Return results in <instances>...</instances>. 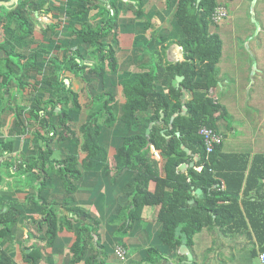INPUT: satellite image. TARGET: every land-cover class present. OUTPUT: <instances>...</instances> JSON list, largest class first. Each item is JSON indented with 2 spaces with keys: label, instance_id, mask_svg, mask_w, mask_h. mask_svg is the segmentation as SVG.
<instances>
[{
  "label": "trees",
  "instance_id": "trees-1",
  "mask_svg": "<svg viewBox=\"0 0 264 264\" xmlns=\"http://www.w3.org/2000/svg\"><path fill=\"white\" fill-rule=\"evenodd\" d=\"M75 3L77 9L67 17L66 27L62 21L53 23V34L47 42L43 33H37L40 40L31 53L18 51L15 42L25 47L37 41L31 17L33 10L38 8L37 3L22 0L13 9L1 8L0 27L5 37L0 39V49L7 56L0 57V115L2 117L9 109L13 111L15 95L10 93L6 100L4 92L17 88V93L30 94L28 115L34 117L41 128L32 132L31 147L37 154L23 166L24 173L28 174L27 184L32 189L25 198L24 211L11 196L0 193V238L13 233L24 213L33 214L36 207H40L46 215L45 220L33 217L32 222L39 233L45 234L46 246L33 245L32 251L25 255L26 261L42 264L47 256V263L55 264L53 254L46 251L50 247L56 250L54 246L60 232L70 227L74 240L69 248L72 253L69 263L107 264L101 257L100 239L99 245L95 242L98 232L81 218L88 219L91 215L71 204L68 193L77 189L74 180L84 177L87 169L96 164L98 156L108 154L100 138L104 130L114 131L119 122L125 130L119 129L121 142L116 148V174L127 168L135 174L128 186L133 190L129 188L128 191L135 195L136 203L127 220L133 219L143 204H160L159 218L163 226L159 236L176 253L182 244L192 245L195 235L204 228L220 226L256 238L259 247L250 254V260L259 259L258 250L264 252V154L253 157L247 173L249 154L225 153L222 143L208 152L205 140L199 134L204 125L220 134L215 114L223 111L208 93L218 83L217 64L223 46L220 35L212 33L211 27L215 23L213 14L222 2L177 0L169 24L171 33L176 30L174 40L184 48V61L163 63L161 59L153 65L140 67L143 71L133 76L132 81L121 80L119 83L112 77L122 71L117 56V47L121 45L115 44L120 41L117 15L104 8L98 14L101 15L99 20H94L92 25L91 17L85 15L93 8L91 0ZM143 13L136 12L139 20ZM145 18L149 19L148 15ZM42 44L44 46L39 50ZM88 56L94 58V64H90ZM198 75H205L206 81H197ZM177 76H183L178 87L174 84ZM37 77L42 79L38 81ZM75 78L80 80L78 88L73 82ZM68 79L69 83L66 82ZM84 89H89L91 95L87 107L82 99ZM186 90L193 92L188 100ZM118 99L122 100L121 116L114 110ZM185 103L188 113H184ZM177 112L173 127H170L171 118ZM23 114L16 116L20 126L26 124ZM151 123V131L147 134ZM75 124H78L77 128ZM6 126L3 123V127ZM183 142L192 149L191 154L183 148ZM13 143L11 137L0 140V155L9 153ZM62 144L72 146V149L60 158ZM152 146L161 150L162 166L152 158ZM195 157H199L195 166H189L188 172L183 173L185 176L177 179L181 174L179 166L190 163ZM243 159L241 166L238 161ZM217 176L224 179L225 189ZM150 184L155 186L154 191L150 190ZM54 185L63 187L67 195L62 200L56 195L50 202L43 192L47 187V196L51 197L57 191L50 192L48 188ZM196 188L207 192L206 197L196 198ZM253 189L257 190L256 195L251 194ZM138 192L143 194L144 200L136 197ZM194 198L197 204L192 203ZM57 204L67 210L64 218L58 217ZM74 223H79L77 230ZM85 230L87 235H84ZM148 253L149 259L162 258L156 248H149ZM0 264H19L14 254L1 244ZM182 264H197V260Z\"/></svg>",
  "mask_w": 264,
  "mask_h": 264
},
{
  "label": "crops",
  "instance_id": "crops-1",
  "mask_svg": "<svg viewBox=\"0 0 264 264\" xmlns=\"http://www.w3.org/2000/svg\"><path fill=\"white\" fill-rule=\"evenodd\" d=\"M21 1L0 0V13L2 11L1 8L13 9ZM33 1L38 5V8L33 10V16L30 15L34 22L35 35L43 33L46 36L45 42H47V39L51 38L53 34V23L62 21L63 26L66 27L65 21L73 10L77 9L75 2L79 0H68L69 2L66 0ZM91 2L93 3V8L90 12H86L85 15L86 17H91L90 22L92 25L94 20L96 22L99 20L98 17H101V15L98 14L104 8L110 9L111 13L117 15L120 22V41L115 44L118 43L121 46L117 47L115 45V47H117V56L122 71L112 75L117 83L121 80L124 82L132 81L133 76L143 71L139 69L140 67L153 65L154 62H159L161 59L163 63L184 61V48L174 40L176 30L174 29L171 33V24H169V21L173 20L174 7L177 0H91ZM167 2L168 5H166ZM241 2H245V0H241ZM220 6L225 5L222 4ZM138 10L144 12L143 15H140L142 16L140 20L136 16ZM145 15H148L149 19H146ZM147 20H151V22ZM148 23L150 25L147 27ZM211 31L220 35L223 46L222 55L218 62L219 66L217 64L218 83L211 87L208 93L216 103L221 105L223 111V113L216 112L215 114L216 128L223 136V152L249 154L248 173L254 159L253 157L256 154H264V65L262 66L260 62L258 63L259 74H257V77L253 76V81L250 83L249 73H247L248 69L236 68L233 66L232 60H228V53L231 48L234 50V46L225 45L223 36L220 32L213 31L212 27ZM2 36L5 37V34L0 27V39ZM38 39L40 40V38ZM38 39L25 46L30 49L29 52L31 50L34 51L38 46ZM44 44L39 47V50H42ZM15 45L16 49L25 48L18 42H15ZM223 55L224 60L221 65ZM87 58L90 60V64L95 63L92 56ZM178 77L180 81L176 84L177 87L180 86L183 79V76H177L176 78ZM37 78L39 79L38 81L42 79V77ZM196 80L204 82L206 81V76L198 75ZM73 82H75L77 88L80 87L78 78H75ZM16 89L11 88L4 92L6 100H8L10 93L15 95L11 107L13 111L9 109L5 114L3 113V119H1L0 115V140H6L11 137L14 142L13 149L9 153L7 151L4 155H0V193L4 196H11L12 200L19 202L21 205L20 210L24 211L23 209L26 207L25 198L32 189L27 184L28 174L24 173L23 166L31 157L37 154L31 147L32 132L41 127L34 121V117H29L28 115L31 111L32 98L30 94L17 93ZM116 92L119 97L117 90ZM246 93L248 97H246ZM192 96L193 92L185 91L187 100ZM121 106L122 100L118 99L114 110L119 116H121ZM247 107L251 108V111L249 109L246 111ZM23 112L26 124L25 126H20L16 116H18V113ZM230 114H235L238 119L230 122ZM28 117L29 119L27 120ZM173 122H170V127H173ZM3 123L7 125L5 128ZM119 129L124 131L125 126L118 122L114 131L113 129L103 131L100 143L108 154L98 156L96 164L91 169H87L84 177L74 180L77 189L71 194L68 193L71 204L86 210L91 215L88 219L85 217V220H83L98 232L95 235V242L98 244L100 239V245H98L102 248L101 257L106 260L107 264H182L190 263L194 259L197 260V264H242V262H245V264H256L257 261L255 259L250 260V254H253V250L259 247L258 241L248 233L231 232L220 226L214 228L206 227L195 235L192 245L184 243L182 245H185L187 249L182 248L181 245L176 253L159 236L163 226V222L159 218L160 204H143L140 211L133 216V219L127 220L130 210L134 208L136 203L134 200L135 195H131L128 191L129 188L133 190V187L128 186L132 184L135 174L129 168L116 174L115 166L118 161L116 148L121 142L118 136L120 134ZM182 146L188 154L192 153V149L185 145L184 142ZM152 147V158L156 159L159 165L162 166L164 158L161 150L155 149V146ZM59 148L61 158V154L71 153L72 146L67 144L64 146L62 144ZM198 160L199 157H195L190 163H183L186 166L182 167L183 164H181L178 168L181 174L179 173L176 178H183L185 176H183V173H187L188 167L195 166ZM10 162L14 166L9 164ZM7 163V166L3 165ZM243 163L244 159L238 161L241 166ZM9 165L13 167L12 170L9 169ZM217 178L221 181L223 189H225L224 179L218 176ZM149 186H151L150 190H155V186L152 184ZM197 189L202 190L201 194L196 192ZM48 190L50 192L57 191L49 197L47 196V187L44 190L43 195L50 202L54 200L56 195L60 200H62L64 195H67L66 190L61 186H50ZM253 190L251 194L256 195L257 190ZM194 193L196 198H204L207 195V192L202 188H196ZM261 193H263V190H261ZM242 194L243 191L241 192ZM136 197L144 200V196L140 192L137 193ZM196 198L192 200L193 204H197ZM57 206L58 217L64 218V213L67 210L65 211L61 204H57ZM71 216L74 218L73 214ZM33 217L45 220L44 217L46 215L43 213V208L36 207L33 214L24 213L14 226L13 233L5 236V238H0L1 246L10 250L18 263V254L30 253L33 245L39 243L44 247L46 246V236L44 233L38 232L37 225L32 222ZM73 226L77 230L79 223H74ZM218 228L224 232L223 236L215 234ZM63 230L56 239L54 246L58 251L52 249V247L47 249V254H55V264H69V259L72 258L69 248L72 246L74 233H72L70 227ZM84 235H87L86 230ZM20 237L22 238L21 243L18 240ZM29 240L33 242L30 245H26ZM118 244L124 246L128 251V259L126 261L119 260L115 253V247ZM209 244L210 247L208 248ZM216 245L219 248H216ZM151 247L156 248L157 253L162 258L149 259L148 249ZM43 250L44 254H46L45 249ZM261 252L258 250V254ZM188 254H192V259L189 258ZM227 259L230 260L227 261Z\"/></svg>",
  "mask_w": 264,
  "mask_h": 264
},
{
  "label": "rangeland",
  "instance_id": "rangeland-1",
  "mask_svg": "<svg viewBox=\"0 0 264 264\" xmlns=\"http://www.w3.org/2000/svg\"><path fill=\"white\" fill-rule=\"evenodd\" d=\"M219 1L225 5L222 7L228 10V16L224 17L219 24L214 23L212 26L213 31L216 30L220 32L223 36L225 45L234 46V50L231 48L228 53V60H232V64L236 68L240 67L243 70L248 69L247 73H249L250 83H252V77H257V74H259L257 68L258 63L260 62L262 66L264 65V0H245V2H241V0ZM39 36L40 35H37L36 38L38 39ZM17 50L27 53L30 49L25 47L24 49L21 48ZM223 60L224 55L222 56L221 65L223 64ZM82 94L83 103L86 104L87 107V103L91 99L89 89H84ZM246 97H248L247 93ZM248 109L251 111L249 107H247L246 111ZM229 119L230 122H233L238 118L235 114H230ZM77 125L75 124L74 127L77 128ZM81 218L84 219L83 217ZM34 230L37 231L36 228H34ZM215 234L223 236L224 232L218 228ZM21 239V237L18 238L20 243L22 242ZM32 242L33 241L29 240L26 245H30ZM209 247L210 244L208 245V248ZM216 248H219V246L217 247L216 245ZM25 255L26 254H18L20 264H30V262L25 260ZM54 255L52 261L56 263L54 261L56 260ZM43 259L42 264H48L47 256ZM229 260L230 259H227V261ZM255 261H257L256 264H260L261 259H255ZM242 264H245V262H242Z\"/></svg>",
  "mask_w": 264,
  "mask_h": 264
},
{
  "label": "built area",
  "instance_id": "built-area-1",
  "mask_svg": "<svg viewBox=\"0 0 264 264\" xmlns=\"http://www.w3.org/2000/svg\"><path fill=\"white\" fill-rule=\"evenodd\" d=\"M66 1L69 2L68 0ZM227 16L228 10L222 6H219L213 14V20L216 24H219L222 22L224 17ZM199 134L204 138L208 152H212L215 145L221 144L223 142V136L216 133L213 129L207 127L206 125L200 127ZM115 253L121 261H126L128 259V251L121 244L116 245ZM259 259H261V264H264V252L260 253Z\"/></svg>",
  "mask_w": 264,
  "mask_h": 264
},
{
  "label": "water",
  "instance_id": "water-1",
  "mask_svg": "<svg viewBox=\"0 0 264 264\" xmlns=\"http://www.w3.org/2000/svg\"><path fill=\"white\" fill-rule=\"evenodd\" d=\"M12 4H13V3H12ZM4 54H5V53H4V50H1V49H0V57H2ZM5 55L7 56V54H5ZM179 81H180V78L178 77V78H176V80L174 81V84H175V85L178 84ZM66 82H69V80H66ZM184 110H185L184 113H187V112H188V108H187V105H186V104H184ZM178 114H179V113L177 112V113H175V114L172 116V118H171V123L173 122L174 118H175ZM152 125H153V123H151L150 127L148 128V130H147V134L150 133ZM177 134H180V133L177 132ZM192 164H193V163H192ZM193 165H194V164H193ZM183 166H186V164H183L182 167H183ZM196 192H197L198 194H201L202 190H201V189H197ZM83 218L85 219V217H83ZM182 248L187 249V247H186L185 245H182ZM188 255H189V258L192 259V254H188ZM163 264H164V263H163Z\"/></svg>",
  "mask_w": 264,
  "mask_h": 264
}]
</instances>
